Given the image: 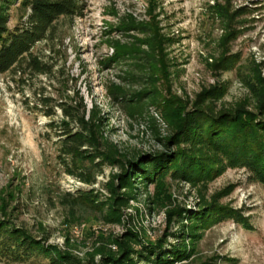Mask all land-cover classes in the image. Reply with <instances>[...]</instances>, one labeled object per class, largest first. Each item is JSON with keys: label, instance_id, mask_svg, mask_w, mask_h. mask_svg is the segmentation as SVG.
I'll list each match as a JSON object with an SVG mask.
<instances>
[{"label": "rangeland", "instance_id": "obj_1", "mask_svg": "<svg viewBox=\"0 0 264 264\" xmlns=\"http://www.w3.org/2000/svg\"><path fill=\"white\" fill-rule=\"evenodd\" d=\"M84 5L82 16L60 24L57 44L63 60L67 58L60 79L76 80L89 108L92 102L100 106L109 121L107 136L122 153L165 151L149 122L129 120L114 100L119 89L127 94L142 89V83L126 79L124 63L108 64L116 45L134 47L144 38L126 33L125 24L154 22L165 41L169 93L177 104L168 119L177 121L203 97L204 104L213 103L218 111L240 106L256 111L248 83L264 82V0H84ZM21 23V14L12 11L9 28ZM39 51H46V46ZM39 81L46 83L45 78ZM7 82L0 76V219L37 237L51 234L49 243L62 249L69 240V249L85 259L95 240L88 234L104 229L107 237L118 236L124 229L104 227L98 215L83 208L71 216L66 195L77 196L78 191L104 195L103 186L119 169L106 166L94 186L67 176L57 159V139L46 137L49 121L27 111L21 94L15 86L9 89ZM153 115L161 138L169 137L175 122L167 123L155 110ZM156 194L151 187L149 195ZM171 194L178 204L196 209L198 195L188 185H172ZM205 195L247 222L229 219L213 226L200 241L198 254L179 264H264V185L255 183L245 170L228 169L209 184ZM146 200L143 197L138 204L139 212H127L125 228L131 215V226L156 240L166 232V220L164 214L150 213Z\"/></svg>", "mask_w": 264, "mask_h": 264}, {"label": "trees", "instance_id": "obj_2", "mask_svg": "<svg viewBox=\"0 0 264 264\" xmlns=\"http://www.w3.org/2000/svg\"><path fill=\"white\" fill-rule=\"evenodd\" d=\"M84 7V0H0V76L8 78L9 89L16 87L27 111L49 121L46 137L57 139V159L67 176L94 186L106 166L118 167L119 172L103 186L104 195L78 191L77 196L66 195L65 201L71 216L83 208L98 215V223L104 227H122L124 231L108 237L104 229L88 234L95 238L93 252L82 259L69 249V240L62 249L49 243L51 234L37 237L0 219V264L188 262L198 254L200 241L210 228L229 219L247 222L240 214L208 200L209 184L228 169H241L255 183L264 185V82L248 83L257 112L244 106L218 111L213 103L204 104L203 97L177 121L168 119L177 104L169 93L165 41L154 22L125 24L126 33L136 32L144 38L134 47L116 45V54L108 64L124 63L126 79L142 83V89L130 94L119 89L114 100L129 120L148 121L165 151L122 153L107 136L109 121L100 106L92 102L89 108L76 80L70 76L65 82L60 79L67 61L57 44L60 24L82 16ZM14 10L21 14L22 23L10 29ZM40 46H46V51L36 52ZM41 78L46 83L40 82ZM153 110L167 123L175 122L169 137L161 138ZM172 185L196 190L195 210L178 204L171 194ZM151 187L157 191L155 196L149 195ZM143 197L150 213L165 216L166 232L156 240L142 228L131 226V215L125 228L127 212H139Z\"/></svg>", "mask_w": 264, "mask_h": 264}]
</instances>
